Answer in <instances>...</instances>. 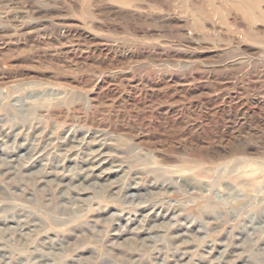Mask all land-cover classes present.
I'll return each instance as SVG.
<instances>
[{
  "label": "rangeland",
  "instance_id": "1",
  "mask_svg": "<svg viewBox=\"0 0 264 264\" xmlns=\"http://www.w3.org/2000/svg\"><path fill=\"white\" fill-rule=\"evenodd\" d=\"M5 215L0 264H264V0H0Z\"/></svg>",
  "mask_w": 264,
  "mask_h": 264
},
{
  "label": "bare ground",
  "instance_id": "2",
  "mask_svg": "<svg viewBox=\"0 0 264 264\" xmlns=\"http://www.w3.org/2000/svg\"><path fill=\"white\" fill-rule=\"evenodd\" d=\"M20 116L23 117L24 114L23 115H19V116L17 115V117H20ZM97 157H98L97 164L99 166H101L103 164L104 160H105L104 159L105 157L102 156V154L98 155ZM90 175L91 174L89 173L88 176H87V178L90 177ZM37 202H40V199H38ZM0 221H2V222H11V223H14V224H18V226L20 228H22L23 226H25V223L23 222L22 219H19L17 217H9L8 215H5V217L3 218V220H0ZM30 226L33 227L32 224ZM30 231H32V230L30 229ZM14 232L16 234H18L19 233V230H15ZM23 235L24 234H22V238H23ZM55 248H56V245L55 246L52 245V246H50V248H48L49 251H43V250L40 249L38 252H35L33 254H30V255H27L26 257L23 254H21L20 256L22 258L25 257V258H28V259H32L31 261L28 260V262L23 263V264H50L49 262H52L53 264H67L68 263V259L66 258V256H64L62 254L61 248L58 249L59 250V253L57 251H55L56 250ZM0 251L1 252H5V250L3 248H0ZM56 262H58V263H56ZM79 263L82 264L81 262H78L77 264H79Z\"/></svg>",
  "mask_w": 264,
  "mask_h": 264
}]
</instances>
